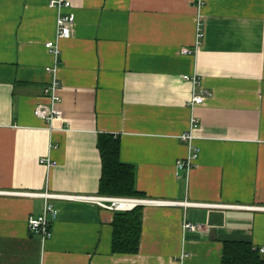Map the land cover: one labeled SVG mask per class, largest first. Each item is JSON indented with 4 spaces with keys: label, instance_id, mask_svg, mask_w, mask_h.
<instances>
[{
    "label": "crops",
    "instance_id": "1",
    "mask_svg": "<svg viewBox=\"0 0 264 264\" xmlns=\"http://www.w3.org/2000/svg\"><path fill=\"white\" fill-rule=\"evenodd\" d=\"M50 1L0 0V264H222L226 241L264 248V0H69L72 36L57 59L45 47L58 18ZM57 61L60 114L47 123L35 109L49 104L46 68ZM186 76L205 94L195 108ZM193 117L199 157L177 170ZM103 136L135 168L137 199L165 202L137 205L136 254L113 253L119 211L53 200L42 240L27 221L44 200L17 194L104 195Z\"/></svg>",
    "mask_w": 264,
    "mask_h": 264
},
{
    "label": "built area",
    "instance_id": "2",
    "mask_svg": "<svg viewBox=\"0 0 264 264\" xmlns=\"http://www.w3.org/2000/svg\"><path fill=\"white\" fill-rule=\"evenodd\" d=\"M51 8L58 11L56 36L54 40L46 42L45 47L50 50L54 56L60 55L59 41L62 39H68L72 36V24L74 22V15L70 11L72 4L69 0H51L49 2ZM204 37L203 27L197 26V43L200 44L202 38ZM184 52H190L188 49H184ZM58 64L56 62L53 66H48L46 71L51 74V81L44 88V96L49 100V104L40 105L35 109V115L43 119L47 123H52L60 114L57 108V104L61 102V98L58 95V90L61 87V82L58 78ZM186 79L191 80L194 84L193 96L189 105L195 108L201 105L205 101V94L198 91L200 85L199 77L186 76ZM199 125V120L195 117L191 119L190 128L187 132L180 136V139L189 144V153L187 157L183 160L177 162V170H187L189 171L196 163L199 157L200 148L196 147L193 143L194 136L192 131ZM43 164L53 166L55 163L51 161L49 157L41 159ZM22 196L39 197L44 200L43 212L40 215H30L27 221L28 230L32 234H38L42 240H48L52 237V223L58 216V209L54 206L53 200H69V201H84L92 204H96L102 208L111 209L114 211H126L136 207L137 205H151V204H162L165 202L152 200V199H137V198H127V197H112L105 195H75V194H62V193H52L47 190L44 192H21L17 193ZM130 201H135L134 205L130 208L123 207L122 205ZM192 205V204H191ZM193 205L198 207L206 206L203 203H194ZM228 207H234L230 205ZM184 229L191 231L203 230L204 226L198 223L185 222L183 225ZM260 252H264V248L260 249Z\"/></svg>",
    "mask_w": 264,
    "mask_h": 264
},
{
    "label": "trees",
    "instance_id": "3",
    "mask_svg": "<svg viewBox=\"0 0 264 264\" xmlns=\"http://www.w3.org/2000/svg\"><path fill=\"white\" fill-rule=\"evenodd\" d=\"M102 157L100 193L110 196L143 197L136 189L135 168L120 160V141L103 136L99 141ZM143 207L116 212L113 226V253L136 254L142 235ZM222 264H264L258 247L250 241H226Z\"/></svg>",
    "mask_w": 264,
    "mask_h": 264
},
{
    "label": "bare ground",
    "instance_id": "4",
    "mask_svg": "<svg viewBox=\"0 0 264 264\" xmlns=\"http://www.w3.org/2000/svg\"><path fill=\"white\" fill-rule=\"evenodd\" d=\"M134 203H135V201H130L128 203L123 204L122 206L126 207V208H130V207H132L134 205Z\"/></svg>",
    "mask_w": 264,
    "mask_h": 264
},
{
    "label": "water",
    "instance_id": "5",
    "mask_svg": "<svg viewBox=\"0 0 264 264\" xmlns=\"http://www.w3.org/2000/svg\"><path fill=\"white\" fill-rule=\"evenodd\" d=\"M210 236H211V239L214 240L215 239V230H211L210 232Z\"/></svg>",
    "mask_w": 264,
    "mask_h": 264
}]
</instances>
